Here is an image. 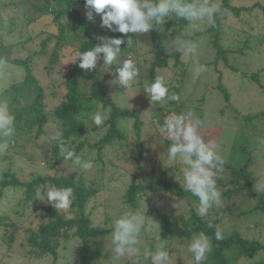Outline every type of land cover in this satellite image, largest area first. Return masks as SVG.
Instances as JSON below:
<instances>
[{
  "label": "rangeland",
  "instance_id": "obj_1",
  "mask_svg": "<svg viewBox=\"0 0 264 264\" xmlns=\"http://www.w3.org/2000/svg\"><path fill=\"white\" fill-rule=\"evenodd\" d=\"M42 0H0V95L12 84L21 82L24 69L10 61L12 58H25L32 56V68L35 76L45 91L46 111L49 121L44 126V132L34 136L35 129L28 134L27 131L16 132L7 153L0 154V170H10L21 180L28 181L36 175H63L82 179L85 185L96 189V194L87 204V212L92 223L107 226L110 221L123 211L129 209L123 202L126 188L133 182L144 183L157 177H164L169 181H177L176 169L165 163V153L169 146L167 140L160 137L153 129L147 131L145 111L153 113L179 104L181 109H192L206 120V138L214 139L220 145V150L225 162L233 167H242L249 163L251 173L250 181L254 191L258 184L264 186V13L260 7L245 11L239 17L232 14L221 18L218 43L226 51V61L217 58V50L213 45V32L205 31L210 25L204 24L194 31L193 38L197 42V54L194 58L180 55L181 63L177 66L174 59L169 58L165 66L152 68L155 53L152 48L150 32L144 34H128L132 36L133 46L130 52L123 51L121 59L129 55L136 60L140 70L139 81L151 83L153 77H163L168 84L169 95H176L178 100L164 103L151 104L143 88L138 92L129 90L127 97H132L129 103L122 99L123 90L118 86L109 87L108 81L111 74L102 73L100 64L96 67L97 74L104 83L106 96L120 107L129 108L139 114L143 121L141 127V140L147 147L145 159L140 164L134 160L136 152L133 120H121V128L126 134L124 140L113 139L106 144L100 152L93 146L106 133L103 123L96 126L91 117L96 112L106 113L109 108L97 104L94 112L85 114V132L80 139L65 147L74 150L82 160H91L93 168L82 170L72 161H66L60 153L52 157V146L55 141L51 134L56 129H61V122L55 117L54 109L64 98V80L67 71L75 62L72 60L77 53L78 40L66 43L60 50L55 62H51L55 39L47 44V52L35 53L40 48L41 40L47 34L57 32L52 15L36 11L34 6ZM255 2L264 6V0H231V3L240 6H250ZM81 15L86 17L85 2L76 4ZM176 18L173 16L170 19ZM95 27L94 36L119 37L100 26V16L96 15L92 21ZM187 29V23L181 28L167 29L164 26L157 29V33L167 51H176L173 39ZM191 31V30H190ZM99 40V39H98ZM123 50V48H122ZM195 61L204 64L207 71L198 79H193L192 67ZM102 64V61L100 62ZM234 67V68H232ZM258 72V81L249 77V74ZM263 87H260L259 84ZM222 84L229 92V101L226 102L223 92L218 88ZM117 91V93H115ZM134 96V97H133ZM173 102V103H172ZM15 106H19L16 104ZM106 120V119H105ZM105 122V121H104ZM83 142L78 149L77 145ZM224 185L217 184L222 193V206L210 211V216L219 219V226L224 235L238 230L240 234L249 239L259 240L264 244V215H246L243 212L255 204V199L247 195L246 189H239L245 185L242 180L240 185L233 184L235 180L231 171L223 166L219 178ZM180 184V182H179ZM37 190L34 199L27 200L23 188H7L0 200V215L8 217L18 229L12 243H7L1 237L3 228H0V264H51L54 258L51 254L33 256L29 253L26 238L29 228H37L48 215L43 211V206L52 205L44 198L46 187ZM39 194V195H38ZM138 208L145 210V215L153 219L160 228L161 240H168L172 247L169 253L173 256L171 264H195L190 253L186 251L184 242L188 239L169 240L161 233L160 220L156 211L167 214L173 221H179L180 216L187 217L189 208L197 212L196 200L181 197L159 187L153 192L143 193L138 197ZM66 217L72 216L69 207L58 209ZM209 218V217H204ZM111 231V226H109ZM110 231L99 237H92L89 244L90 250H100L93 264L111 257L108 249ZM158 232L154 230L148 240L156 243ZM185 250L181 251L180 246ZM80 240L72 237L63 241L58 247V256L55 264H80L78 250ZM264 260V252H259L252 257L242 256L237 264H257Z\"/></svg>",
  "mask_w": 264,
  "mask_h": 264
},
{
  "label": "trees",
  "instance_id": "obj_2",
  "mask_svg": "<svg viewBox=\"0 0 264 264\" xmlns=\"http://www.w3.org/2000/svg\"><path fill=\"white\" fill-rule=\"evenodd\" d=\"M84 2V0H42L34 6L36 11L46 12L52 15V20L56 26L57 32L47 34L41 40L40 48L35 53L47 52L48 42L54 38V47L51 53V62H55L61 48L68 42L78 40L77 52L85 51L95 46L101 41L94 36V24L85 18L76 8V4ZM223 7V14L217 16L215 24L210 25L205 31L213 32V45L217 50V58L226 61V51L218 43V35L221 26V18L232 14L239 17L242 12L250 11L255 7H260L264 13V6L259 2H255L250 6H236L231 0H219ZM186 22L177 18L169 19L164 25L167 29L181 28ZM152 48L155 58L152 62V68L165 66L169 58L174 59V64L179 65L180 54L177 51H167L160 40L157 29L150 31ZM121 48L125 52H130L131 48H126V44H122ZM10 61L16 65H20L24 69V77L21 82L12 84L10 88L4 90V96L0 95V100L7 99L13 113L16 117V132L27 131L28 134L35 129L34 136L38 137L44 132V126L49 121L46 111L45 91L38 78L35 76L32 68V56L25 58H12ZM77 60L73 66L67 71L64 80L65 93L64 98L54 109L55 117L61 122V129L64 140V147L73 144L80 139L85 132V114L94 112L97 104L100 103L103 108H109L107 119L104 124L107 127L106 133L95 142V146L100 152L102 148L110 143L113 139L124 140L125 132L121 128V120L132 119L135 135L136 152L134 160L140 164L145 159V153L148 150L141 140V127L143 121L139 114L129 108L120 107L109 99L103 88L102 78L97 74L96 70L86 71L78 67ZM234 68V67H232ZM235 69V68H234ZM151 80H153V71H151ZM254 80L258 81L259 73L253 72L249 74ZM263 87L262 84H259ZM218 88L223 92L225 101H229V92L222 85ZM173 103V102H172ZM18 104L19 106H15ZM167 108L180 110L179 104H172ZM161 110L154 111L158 115ZM264 113V112H263ZM167 144L169 142L167 141ZM83 142L77 145L80 149ZM60 148L56 142L52 146V157L60 155ZM61 157H64L61 156ZM249 163L242 167H233L225 162L224 167L231 171L235 180H230L235 185H240L241 181H245V185L239 189H246L247 195L255 199V204L243 213L246 215L263 214L264 215V192L253 190L248 170ZM48 184L60 187H71L73 189V199L69 206L72 216L66 217L65 214L53 205L43 206V211L48 215L46 220H42L37 228H29L27 230L26 242L30 247L29 253L33 256L43 254H51L54 258L53 263L58 256L57 249L63 241H67L72 237L80 240V248L78 250L80 264H93L95 259L101 255L100 250H90V240L92 237H99L110 231L107 226L94 225L90 214L87 212V204L89 200L96 194V189L85 185L82 179H74L73 177H65L63 175H36L28 181L21 180L14 172L10 170H0V200L4 196L7 188H23L25 198L27 200L34 199L37 190ZM217 184L224 185L220 179ZM172 193L176 196L189 197L195 200L189 193H186L181 184L177 181H169L164 177L151 179L147 185L140 182L131 183L125 190L123 202L129 208H138L140 197L143 193L153 192L157 188ZM160 220L161 233L169 240L172 239H189L193 232L204 231L212 239L213 251L209 254L206 264H237L239 259L244 257H252L259 252H264V244L256 239H249L240 234L238 230L224 235V239L217 241L215 239V229H209L207 226L208 218L200 217L192 207L189 208L187 217L180 216L179 221H173L167 214L156 211ZM214 223L219 226V219L215 217ZM3 228L2 239L8 244L15 239L17 225L13 221H9L5 215H0V228ZM257 264H264V260L258 261Z\"/></svg>",
  "mask_w": 264,
  "mask_h": 264
},
{
  "label": "clouds",
  "instance_id": "obj_3",
  "mask_svg": "<svg viewBox=\"0 0 264 264\" xmlns=\"http://www.w3.org/2000/svg\"><path fill=\"white\" fill-rule=\"evenodd\" d=\"M86 17L94 21L100 16V26L111 32L120 33L119 37L99 36L101 41L85 51H78L72 62L79 61L80 69L90 71L100 64L102 73H109L112 79L108 86H118L123 90L122 99L129 103L126 93L129 90L137 92L143 88L151 104H162L165 100H178L176 95H169L168 84L163 77H155L151 83L139 81L140 70L135 59L130 55L121 59L126 48L133 46L132 36L128 34H144L161 29L166 22L175 16L187 23V29L173 39L176 51L185 57L194 58L197 54V42L193 38L194 31L202 25H214L217 16L223 14L219 0H84ZM191 30V31H190ZM102 61V64L100 63ZM193 79H198L207 71L199 61L193 63L191 69ZM117 93V91L115 92ZM134 97V96H133ZM146 128L149 133L154 129L160 137L169 142L165 153V163L174 166L176 179L183 190L195 198L200 217H209L207 226L215 229V239L223 240L224 232L214 223L215 217L210 211L222 206V193L217 186V180L225 165L220 145L214 139L206 138V120L192 109L170 111L162 118L159 115L145 111ZM96 126L107 119L106 113L96 112L91 117ZM16 117L7 99L0 100V154L7 153L12 139L16 135ZM66 161H72L82 170L93 168L91 160H82L74 150L64 147L62 131L56 129L51 134ZM257 192H264V186L258 184ZM39 195V194H38ZM73 199L71 187H46L44 198L56 209L68 208ZM153 219L145 215L141 208H129L114 217L107 225L111 226L108 238V249L111 257L101 261V264H171V246L168 240H161L160 228ZM158 232L156 243H150L148 238ZM186 251L191 254L195 264H206L209 254L213 251L211 237L204 231L193 232L184 242ZM184 245L180 250H185Z\"/></svg>",
  "mask_w": 264,
  "mask_h": 264
},
{
  "label": "built area",
  "instance_id": "obj_4",
  "mask_svg": "<svg viewBox=\"0 0 264 264\" xmlns=\"http://www.w3.org/2000/svg\"><path fill=\"white\" fill-rule=\"evenodd\" d=\"M182 110H184V109H180V110H175V109H173V108H165V109H162L160 112H159V116L162 118L164 115H166L168 112H170V111H177V112H179V111H182Z\"/></svg>",
  "mask_w": 264,
  "mask_h": 264
}]
</instances>
